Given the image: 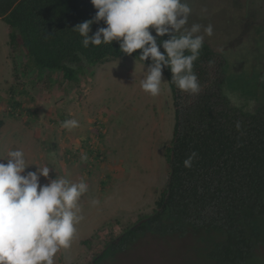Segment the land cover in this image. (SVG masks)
<instances>
[{
  "label": "rangeland",
  "instance_id": "374dc122",
  "mask_svg": "<svg viewBox=\"0 0 264 264\" xmlns=\"http://www.w3.org/2000/svg\"><path fill=\"white\" fill-rule=\"evenodd\" d=\"M187 2L192 7L189 26H213V35L205 41L230 61L229 75L236 84L243 74L250 79L264 72V39L260 40L264 30L257 32L264 26V0ZM249 23L258 25L256 32ZM9 33V26L0 20V76L4 77L0 157L22 149L29 163L54 167L52 178L59 174L73 182H87L77 237L70 248L56 254L55 264H90L108 240L152 214L166 186L167 148L174 128L168 80L163 74L161 94L151 97L140 87L147 66L131 58L87 69L75 83L55 71L17 78L13 63L20 54L14 50L10 56ZM7 56L10 61L5 67L2 62ZM227 90L234 104L246 103L250 111L258 107L257 100L239 88ZM17 100L25 108H13ZM69 118L76 119L79 127L63 129L61 122ZM81 153L87 155L86 161ZM111 169L116 176L106 173ZM47 182L41 178L42 184ZM209 242L191 236L147 237L107 264H209L205 254Z\"/></svg>",
  "mask_w": 264,
  "mask_h": 264
},
{
  "label": "trees",
  "instance_id": "16d2710c",
  "mask_svg": "<svg viewBox=\"0 0 264 264\" xmlns=\"http://www.w3.org/2000/svg\"><path fill=\"white\" fill-rule=\"evenodd\" d=\"M96 11L88 0H0V20L10 28V56L14 50L20 54L13 63L16 77L55 71L75 83L87 69L108 62L131 58L144 65L138 57L141 50L128 56L115 41L82 46L73 28ZM103 26L93 24L90 34ZM229 68L230 61L204 41L193 67L201 85L198 95L179 90L170 69L163 70L174 106L166 186L152 214L108 240L90 264H107L147 237L186 236L210 240L205 251L209 264L263 263L264 93L250 111L246 103L234 104L227 89L239 88L256 99L264 77L243 74L236 84ZM12 106L25 108L19 100ZM2 125L0 120V129ZM192 152L198 155L186 168L183 162Z\"/></svg>",
  "mask_w": 264,
  "mask_h": 264
},
{
  "label": "clouds",
  "instance_id": "9594fccd",
  "mask_svg": "<svg viewBox=\"0 0 264 264\" xmlns=\"http://www.w3.org/2000/svg\"><path fill=\"white\" fill-rule=\"evenodd\" d=\"M91 4L97 10L95 16L73 28L84 48L115 41L128 56L141 50L138 57L144 67L151 62L140 87L151 97L161 94L165 68L170 69L171 81L179 90L200 93L193 67L205 37L213 35V26H189L192 7L187 0H91ZM101 22L105 26L90 34L93 24ZM166 35L168 39L158 40ZM61 127L72 131L79 122L69 118ZM197 155L192 152L184 166L191 168ZM87 159L81 153V160ZM33 165L35 170H28ZM53 169L48 164L29 163L22 149L0 157V264H55L56 254L76 239L77 226L84 219L80 201L89 186L84 179L73 182L59 174L52 178ZM42 177L48 182L42 184Z\"/></svg>",
  "mask_w": 264,
  "mask_h": 264
},
{
  "label": "flooded vegetation",
  "instance_id": "af4514ba",
  "mask_svg": "<svg viewBox=\"0 0 264 264\" xmlns=\"http://www.w3.org/2000/svg\"><path fill=\"white\" fill-rule=\"evenodd\" d=\"M252 19H255L254 17L252 18ZM250 24V23H249ZM251 25V24H250ZM251 28H253L254 29V32H256L257 31V28H258V25H256V24H253V25H251ZM263 28H264V26H263ZM264 30V29H263ZM258 32V31H257ZM264 39V37H260V40H263ZM258 41V40H257ZM259 43V42H258ZM253 71V70H252ZM262 72H258L257 73V75H259V76H262V78L264 77V72H263V70H261ZM261 86V85H260ZM263 93H264V87H260L259 88V90H258V95L256 96V100H258V97H260V96H262L263 95Z\"/></svg>",
  "mask_w": 264,
  "mask_h": 264
},
{
  "label": "crops",
  "instance_id": "0c3cea01",
  "mask_svg": "<svg viewBox=\"0 0 264 264\" xmlns=\"http://www.w3.org/2000/svg\"><path fill=\"white\" fill-rule=\"evenodd\" d=\"M9 61H10V58H9V56H7V57H6V61H5V63L2 62L3 66L6 67V65L9 63ZM1 69H3V67H1ZM14 73H15V72H14ZM2 80H4L3 75L0 76V85L2 84ZM5 82H6V84H8L7 81H5ZM4 90H5V89H4ZM6 93H7V92H6ZM106 173H112L114 176H116V175L114 174V171H113L112 169H111L109 172H106Z\"/></svg>",
  "mask_w": 264,
  "mask_h": 264
}]
</instances>
